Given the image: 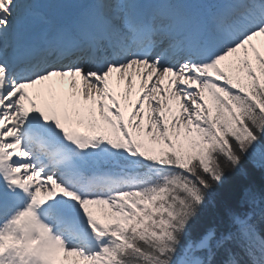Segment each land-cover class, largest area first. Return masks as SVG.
I'll list each match as a JSON object with an SVG mask.
<instances>
[{
  "label": "snow or ice",
  "instance_id": "obj_1",
  "mask_svg": "<svg viewBox=\"0 0 264 264\" xmlns=\"http://www.w3.org/2000/svg\"><path fill=\"white\" fill-rule=\"evenodd\" d=\"M0 264H264V0H0Z\"/></svg>",
  "mask_w": 264,
  "mask_h": 264
},
{
  "label": "trees",
  "instance_id": "obj_2",
  "mask_svg": "<svg viewBox=\"0 0 264 264\" xmlns=\"http://www.w3.org/2000/svg\"><path fill=\"white\" fill-rule=\"evenodd\" d=\"M258 175V174H257ZM258 183H259V176H258Z\"/></svg>",
  "mask_w": 264,
  "mask_h": 264
}]
</instances>
